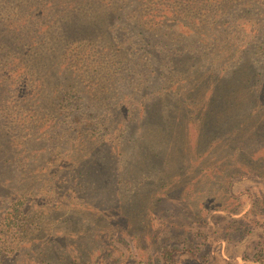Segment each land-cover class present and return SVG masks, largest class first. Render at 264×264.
Listing matches in <instances>:
<instances>
[{
	"label": "trees",
	"instance_id": "trees-1",
	"mask_svg": "<svg viewBox=\"0 0 264 264\" xmlns=\"http://www.w3.org/2000/svg\"><path fill=\"white\" fill-rule=\"evenodd\" d=\"M7 6L15 21L2 18ZM256 12L264 13V0H0V201L7 203L0 216V264H9L19 245L37 256H30L28 264L55 263L50 248L32 251L35 240L28 238V227L34 219L30 210L37 205L25 206L34 199L32 193L12 186L13 178L2 172L9 164L7 172L14 173L17 158L8 157L14 148L21 150L22 170L30 171L32 144L39 140L33 137L46 135L42 127L52 112L63 123L72 115L78 126L68 129H76V154L35 170L44 176L42 183L66 189L67 203L53 208L54 214L70 207L91 216L103 206L109 212L114 206L128 218L135 213L131 198L143 191L144 179L148 185L154 182L148 175L159 166L162 181L184 170L215 172L244 165L245 151L253 157L264 150V63L255 57L256 51L264 53V23L262 28L246 26L249 39L259 43L256 48L238 51L222 40L235 17ZM152 30L176 33L197 50L215 43L218 53L192 54L175 47L169 55L174 45L151 37ZM129 33L133 39L126 43ZM234 57L233 68L219 70L220 63ZM139 58L144 66L135 75ZM133 79H138V92L119 90ZM22 83L25 89L16 90ZM11 100L24 114L37 115L28 122L24 142L15 140L1 119ZM131 106L137 107L133 114ZM99 128L115 138L105 143L85 134ZM127 181L143 183L126 192L122 184ZM76 197L80 200L73 204ZM168 198V193L157 192L152 213ZM66 218L64 223L83 222L72 214ZM103 229L110 233L118 226L105 223Z\"/></svg>",
	"mask_w": 264,
	"mask_h": 264
},
{
	"label": "rangeland",
	"instance_id": "rangeland-1",
	"mask_svg": "<svg viewBox=\"0 0 264 264\" xmlns=\"http://www.w3.org/2000/svg\"><path fill=\"white\" fill-rule=\"evenodd\" d=\"M10 9L7 6L1 11V16L15 21L13 14L8 15ZM233 23L234 26L225 32L222 40L230 42L238 51L251 45L256 48L259 43L257 39H249L246 26L262 28L264 13L238 15L233 19ZM131 35L129 33L126 36V43L133 39ZM177 35H169L167 31L155 34L152 30L151 33V37L154 36L165 46L174 45L169 47V55L175 47L181 52L187 49L192 54L218 53L219 48L215 43L209 49L197 50L194 44L189 45ZM256 52L255 57L264 63V53ZM236 62V57L226 59L225 63L219 64V70L228 71ZM134 66L135 75H141L144 60L139 58ZM61 71H64V68ZM139 79L141 83L145 81L144 76ZM17 88L16 90L22 89L21 91L25 89L23 83ZM140 88L138 79H133L128 83L124 81L119 90L138 92ZM130 101L127 97L125 103L129 106ZM16 107V102L11 100L9 107L1 113V119L13 132L15 140L24 142L28 122L34 121L37 115L28 110L24 114ZM98 107L103 108V105ZM131 109L130 114H133L137 107L131 106ZM27 113H30V117L25 121ZM71 116L63 123L61 119L54 118L52 112L47 126H41L47 133L44 137L40 136L41 133L33 137L39 140L32 144L35 152L30 156L32 166L29 172L44 167L48 161L52 162V166H56L64 161L66 156L76 154L77 147L72 135L76 129L73 132L68 131L76 126ZM98 116L101 120L104 118V115ZM85 134L105 143H110L115 138L110 131L102 128L94 133L87 131ZM13 150L14 154L8 157L17 158L13 165L14 173L7 172L8 164L2 168L3 175L13 178L12 186L19 185L22 192L32 193L34 199L25 205L27 208L37 205L36 209L30 210L34 219L28 227V238L35 240L32 251L36 249V252H39L50 248L54 264H264V150L257 152L253 157L251 152L245 151L244 165L239 163L226 166L223 171L215 172L205 168H196L199 170L196 173H185L184 170L163 177L162 181L159 166L148 175L155 178L154 182L148 185L144 179L143 191L134 197L135 200L131 198L129 205H132L135 213L127 214L128 218L122 216V212L117 213L118 209L114 206L111 212L108 207L103 206L91 216L81 209L71 211L70 207L59 209L54 214L53 208L58 204L64 206L67 203L66 189L62 184L55 188L46 182L42 183L44 176H38L37 171L31 175L27 170H22L25 168V162L19 163L21 150ZM109 152L111 153L108 150ZM82 157L81 154L76 156L79 159ZM51 171L49 168L47 173ZM174 176H178L179 181H174ZM142 183L127 181L122 184V188L123 191L132 192ZM161 191L168 193L169 198L155 206V213H152L154 196ZM77 200L80 199L76 197L72 203ZM6 206V202L0 201V216L6 211ZM42 210L45 212L41 213ZM138 210L141 212L137 213ZM70 213L74 219L83 222L64 223ZM47 214L49 215L46 216ZM105 223L116 225L118 229H112L110 233L102 231ZM46 242L50 244L46 245ZM25 245L27 246L26 243ZM30 252L28 247L20 249L19 245L10 253L9 264L30 263V256L33 257L34 251L32 254Z\"/></svg>",
	"mask_w": 264,
	"mask_h": 264
}]
</instances>
